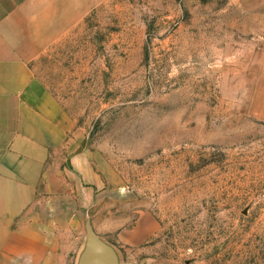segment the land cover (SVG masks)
I'll return each mask as SVG.
<instances>
[{"label":"rangeland","instance_id":"1","mask_svg":"<svg viewBox=\"0 0 264 264\" xmlns=\"http://www.w3.org/2000/svg\"><path fill=\"white\" fill-rule=\"evenodd\" d=\"M34 64L69 124L57 264L89 228L117 264H264V0H103Z\"/></svg>","mask_w":264,"mask_h":264},{"label":"crops","instance_id":"2","mask_svg":"<svg viewBox=\"0 0 264 264\" xmlns=\"http://www.w3.org/2000/svg\"><path fill=\"white\" fill-rule=\"evenodd\" d=\"M102 1L0 0V264H57L37 210L63 192L69 124L34 62Z\"/></svg>","mask_w":264,"mask_h":264},{"label":"water","instance_id":"3","mask_svg":"<svg viewBox=\"0 0 264 264\" xmlns=\"http://www.w3.org/2000/svg\"><path fill=\"white\" fill-rule=\"evenodd\" d=\"M81 264H117L112 249L94 232L88 229L87 249Z\"/></svg>","mask_w":264,"mask_h":264}]
</instances>
